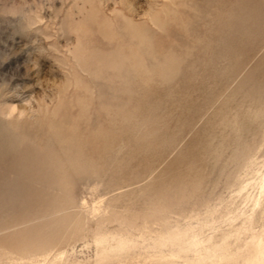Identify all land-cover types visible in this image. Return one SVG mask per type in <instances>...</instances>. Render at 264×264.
Wrapping results in <instances>:
<instances>
[{"label": "rangeland", "instance_id": "1", "mask_svg": "<svg viewBox=\"0 0 264 264\" xmlns=\"http://www.w3.org/2000/svg\"><path fill=\"white\" fill-rule=\"evenodd\" d=\"M160 251L264 264V0H0V264Z\"/></svg>", "mask_w": 264, "mask_h": 264}, {"label": "bare ground", "instance_id": "2", "mask_svg": "<svg viewBox=\"0 0 264 264\" xmlns=\"http://www.w3.org/2000/svg\"><path fill=\"white\" fill-rule=\"evenodd\" d=\"M251 203L252 204H251V207H250L249 210L251 211V214H253L256 211V209L259 207L258 198L257 197L253 198ZM86 212L88 214L92 215L93 217L99 218V217L108 216L109 213H110V209L106 205V203L103 202V203H100L98 206H96V207H94L92 209H87ZM154 227L159 228V231L157 233L160 235L161 238H164L165 237L164 236L165 229L167 228V222L165 221V219H161L160 218L158 220L153 221L152 223H150L148 221H144V223L142 225H135V226H132L131 228H132V231L138 232V234H139L138 238L139 239L145 241L146 237H148V236L152 240H154L152 238V234L154 233V231H153ZM103 242L106 243L109 246L111 245V247L113 249L121 250V252H123V251L124 252L125 251L128 252V251L131 250L130 249V245L131 246H135L136 245L135 244L136 241L133 240V239H131V240L130 239H122V240H118V239L109 240V239H106ZM232 243H233V241H230V239H225L222 243H220L219 241H216L215 243L212 244L213 248H214V252L215 253H219L218 255H216V258H217L218 262L222 263L225 260L232 259V255H234L233 254L234 250L238 249V247L235 244H232ZM160 244H161L162 247H165L166 246V241H164V242H162ZM232 245H235V246L233 247ZM204 249L207 251L206 248H204ZM196 256H197V259L200 262H205L206 260L210 259V257H209L210 255H208L206 252H204V253L203 252H199ZM144 260H145V263L148 262L149 264H177V262H176L177 261V257L173 253L170 256H166L163 251H160V254H158V255L149 256V257L145 258Z\"/></svg>", "mask_w": 264, "mask_h": 264}]
</instances>
